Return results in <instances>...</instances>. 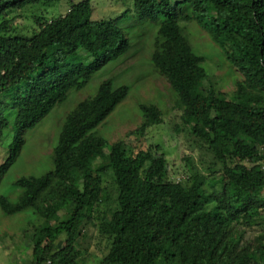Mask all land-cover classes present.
<instances>
[{
    "label": "trees",
    "instance_id": "16d2710c",
    "mask_svg": "<svg viewBox=\"0 0 264 264\" xmlns=\"http://www.w3.org/2000/svg\"><path fill=\"white\" fill-rule=\"evenodd\" d=\"M60 1L0 0V183L25 128L107 63L136 53L114 16L93 18L90 0L55 13ZM115 1L132 3L138 20H158L151 64L174 93L175 130L199 159L186 156L175 180L160 144L107 145L94 130L129 87L103 79L67 115L52 169L18 176L15 202L0 195L6 213L30 208L40 219L29 264H86L88 226L101 245L96 264H264V0ZM191 23L207 33L219 65L236 70L231 91L217 90L222 74L208 75L192 50L184 31ZM140 109L137 134L162 119L155 104Z\"/></svg>",
    "mask_w": 264,
    "mask_h": 264
},
{
    "label": "rangeland",
    "instance_id": "374dc122",
    "mask_svg": "<svg viewBox=\"0 0 264 264\" xmlns=\"http://www.w3.org/2000/svg\"><path fill=\"white\" fill-rule=\"evenodd\" d=\"M78 1L80 0L60 1L56 4L58 10L55 13H64L71 2ZM90 3L93 18L107 16L116 18L117 25L131 45L130 50L136 53L132 54L129 51V56L123 64H115V61L107 63L94 73L87 88L71 90L64 101L55 105L34 126L24 129L22 149L0 183V195L6 196L13 202L18 199L17 196L22 191V188L14 185L15 179L20 175H44L52 169V149L62 135L67 115L79 101L94 94L99 83L106 78H113L115 85L125 84L129 87L127 96L94 130L95 134L106 140L107 145L118 139H124L127 144L133 146L134 150L145 147L150 142L160 144L168 160L169 175L175 180L185 174L186 156L192 155L195 161L199 159V151L190 147L185 134L175 130V126L180 123V111L173 107L174 93L166 79L159 75L151 64L150 55L158 20H138L132 3L125 4L115 0H90ZM184 31L192 50L199 56L205 57L203 66L207 74H211L212 71L216 75L222 74V80H216L217 90L231 91V84H234L238 77L236 70L227 61L224 62H227L228 66L224 65L225 63L219 65L221 54L213 47L209 36L202 29L191 23ZM141 104L158 106L162 111V119L160 123L147 127L142 134H137L134 131L143 121ZM17 130H9V136L1 143L9 141ZM3 156L4 152L0 148V163L4 159ZM102 159L103 162L108 161L105 155ZM62 213L60 211L59 216ZM50 220L54 221V218L50 217ZM39 223V217L30 208L11 214L0 207V264H29L32 227ZM95 232V227L88 226L86 235L80 240L82 247H88V251L83 253L87 254L86 264H96L101 256L99 252L101 245L96 246L98 239ZM255 234H259V231H254L253 235Z\"/></svg>",
    "mask_w": 264,
    "mask_h": 264
}]
</instances>
